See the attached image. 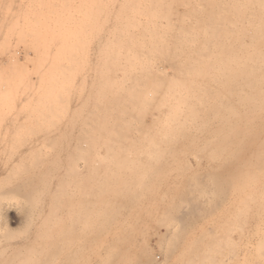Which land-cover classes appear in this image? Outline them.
Listing matches in <instances>:
<instances>
[{
    "label": "bare ground",
    "instance_id": "6f19581e",
    "mask_svg": "<svg viewBox=\"0 0 264 264\" xmlns=\"http://www.w3.org/2000/svg\"><path fill=\"white\" fill-rule=\"evenodd\" d=\"M11 1H9V3ZM92 4L93 3H91V5ZM43 6L44 5H42V7ZM92 8L90 11L95 7ZM50 9L53 8L51 7ZM81 9L80 11H82ZM96 12H98V14H95L94 12H83V15L78 13L79 15L76 14L77 16L74 14V16L53 14L36 15L35 13L33 15L28 14L25 16H22V13L19 16L0 14V56L5 54L6 59L3 58L6 60L4 61V65L6 66L7 62V67L8 65H11L9 67L11 71H7L9 72L8 76H6V73L4 74V72V75L2 74L3 76H0V243H2L1 240L5 238V230L2 228L4 227L2 222L5 220V218L3 219L5 216L3 215V211L5 212L9 209H13L15 210L14 212L20 213L23 221L22 227L31 230L30 232L29 229H27L30 232V236L28 237L29 245L7 244L6 248L2 249L3 246L1 247L2 244H0L1 253L4 252L5 249L13 250L14 252L12 254L16 256H18L19 253L21 254L22 250L23 252L25 251L24 253H27L26 251L29 253L28 257L25 254L22 255H25V259L24 257L20 260L14 258V260L17 259L15 262H8L7 259L6 264H56V257L59 256L58 253H61L68 247L69 250L65 252L67 258L66 255H64L65 253H61L63 257L65 256L66 259L64 258V260H66V262L74 253L76 256H79L82 250H84V253H86L84 259L85 264H89V258L96 257V261H98L97 259L99 258L97 264H154L155 262L153 263L152 259L149 258V253L145 249L146 247H142L139 254L136 253V240L132 239L135 240L132 241L130 238V234L132 232L134 233L133 224H125V220L134 214L133 212L136 207H134V204L138 197L140 198L142 195L138 196L140 193L138 194L137 190H133V187L131 190L124 189V187H128L127 184H123L124 181L119 183L118 178H120L119 175L122 172H128L129 176L136 174V170L130 168L131 164L130 167H123L124 158H131V160H129L132 162V160L138 159L139 161L140 157H144L143 159L146 158L147 163L149 164V162H153L154 158H159L162 151L160 153L157 151L161 149L155 151L153 148L158 146L160 148L161 143L168 147H174V145L179 144L181 148L178 150V153L179 151H186L184 148L188 146L193 149V147L190 146L195 144H197V146L199 144V148L202 146H213L215 149L212 152H215V156L216 154L221 157L225 156L226 163L224 165V162L221 160L223 162L221 163L224 172L222 174H213L214 176L210 179L213 183H210V190H207V186H203L204 184L201 185L202 183H198V185L195 183L197 185L196 188L199 185L200 188L203 187L202 189H196V199L202 197V202L207 203L208 206V202L215 201L214 198H218V202H214L216 205L213 203L214 208L220 205L222 206L225 203V206H233L238 211L240 210L242 214L247 211V209L249 210L250 207H252V209L253 207H255V209L258 207L259 209L264 210V0H116L114 2H108V5L102 6V8L96 10ZM68 14L71 15L69 12ZM72 30L76 31L74 32ZM74 33L76 34L74 35ZM79 34L84 36H82L84 42H82ZM73 36H80V40L79 37H77V42L81 41V43H83L81 44L79 42V46L82 45V47L80 46L81 50L85 46L84 43L87 46V48L85 47L87 51L91 48L90 50L93 53L94 63L98 60L99 64L101 62V66L103 64L104 68L105 65H111L113 66L111 68L114 69L117 67L112 71L118 73L119 76L116 78H110V76L106 74L103 78V86H101V89L103 87V90L102 92H99L98 90L99 96L97 95L98 92L96 88H100L98 85L96 88L94 86L95 93L97 92L96 97L98 96V98H94V100L98 99L99 102L97 104L92 103L91 108L86 112V117L83 118L85 119L84 122L83 120L81 121L85 127L83 126L84 132L79 129V131L84 133L83 136H80V139L83 137L85 141L83 142L82 138L83 143L77 146V153L76 151V154L73 152L75 156H77L74 160L77 161L79 158V163L77 162V165L75 163L76 171H72V173L69 172L68 174L65 171V177H67V179L66 181L62 179V181L64 180L62 182L59 180L61 178L58 177L60 175L56 177L55 174V169L57 171L56 162L62 157H66L65 159H67L69 163L71 162L72 155L70 154V145H73V143L69 145L65 141L67 138L68 126H65V128L63 126L64 130H60L59 125L57 127V124L69 122V120L65 119L69 108L68 102H66V99L68 100V98L66 97H69V95L67 91H64L66 89H63L65 95L64 93H55V82H64L65 79H63L64 77L62 76V73L65 76L68 69L71 70L70 72L74 73L76 72L75 70H77V66L76 68L69 66L71 62L76 61L73 59L75 56L73 49H75L76 52L80 51L77 47L73 48L75 47V37ZM12 42H14L13 44L20 45L23 51L22 62L14 53V50L13 53L10 52L9 49L7 50ZM84 53L86 54V51ZM84 53L83 56H85ZM81 54L80 51V57H82ZM78 60L81 61V58ZM28 62L30 65L32 64V67H30V71H32L31 74L34 73L33 75H36L35 84H30L29 86L28 84L26 85V82H31V77L29 78L30 75H28L30 74V71H27L28 69H26ZM74 64L75 62L71 65L73 66ZM2 66H0V70L3 69ZM101 66L99 67L101 68ZM60 67L63 68V71L62 68L60 71ZM108 68L110 69V67ZM72 69L74 71H72ZM96 69L99 68L96 67ZM106 70L104 71L107 72ZM100 71L102 70H99L98 72L100 73ZM95 72L96 71H94V74ZM105 72H103V74ZM87 73L86 75L88 76ZM72 74L68 73L67 76L71 75V79L77 76L72 77ZM112 74H114V72ZM65 78L67 80L68 77ZM94 79L96 80V78ZM94 79H92V83H94ZM68 80L65 82L69 83L70 80ZM91 82L88 83L90 84ZM98 83L96 82V84ZM62 84L60 86L66 88V85ZM100 85H102V83ZM69 86L70 85H68V87ZM68 89L70 90V88ZM87 90L89 91V89ZM75 92L77 91L75 90ZM75 96H77L76 93ZM86 98H88V96ZM27 99H29V101H27ZM155 106H159V108L156 110L157 113L153 117L149 113V110L151 107ZM74 107L75 106H73V108ZM80 107L81 106H79V108ZM71 120L73 121V118ZM68 125L70 126V124ZM72 126L76 129L74 125ZM73 128L71 127V130ZM10 129L13 131L19 130L21 132L22 130H25V132L26 130H29L30 132L27 131L28 135H25L26 133L24 132L25 134L19 136H17L15 132V136L11 137L12 139L9 140L10 138L5 131L8 132ZM1 131L3 132L1 133ZM39 131L46 132L45 134L42 132L40 133L41 135L39 133L36 135ZM20 136H24V138L27 136L25 138L26 140L22 142L21 139V141H19ZM72 136L74 137V135ZM98 139L101 140L102 143H100V145L102 144L105 149L104 156H102V154L100 155L97 150H95L97 143L94 148V140L95 142H98ZM75 145H78V143L75 144L74 142V148H76ZM194 149L192 150L193 152ZM178 153H176V155ZM200 153L201 152L197 153V155H200ZM157 154L158 156H156ZM164 155L161 153L160 159ZM208 156L211 155L209 154ZM186 157L188 156H185L184 158ZM216 157H214V159ZM121 158L123 159L121 162L122 164L120 163ZM157 159H154L155 163H157L155 161ZM160 159L158 162H160ZM180 159L181 158H179V160ZM194 159L192 160L194 161ZM148 160L150 161L148 162ZM107 161H110V164L106 163ZM161 161H164L165 164V160ZM196 162L195 159V163ZM214 162L213 165L216 166ZM139 163H142V161ZM133 164L134 163L132 162V167H134ZM151 164L152 163H150V166ZM196 164L200 165L199 163ZM59 165H61V163L58 164V166ZM144 165L142 164L140 168ZM67 166L69 167V165ZM109 166H113L112 169L115 168L114 173L111 172L112 169L109 170ZM136 166L138 165L136 164ZM177 166L179 167V165H176V167ZM195 166L197 167V165ZM201 166L203 167V165ZM189 167L187 166L186 168ZM69 168H72L71 163ZM103 168L106 169L104 170ZM140 168L137 169L141 171ZM143 168L146 169L145 166ZM183 168L186 169L185 167ZM218 168H220V166ZM101 169H103L102 172H99ZM150 169H153L152 166ZM181 169L180 172L182 171ZM167 170L169 171V169ZM155 171L157 170H152V174L149 175L152 176L156 174H153ZM177 171L176 175L178 173ZM190 171L192 170L190 169ZM141 172L142 174L144 173L143 171ZM62 173L64 174V172ZM74 173L78 181L75 180L74 182L77 181V184H75L76 187L75 185L73 186L79 190L77 192L81 196H78L81 197V200L85 203L82 209H78L79 213H83L81 215L84 216V224L81 225L80 223L79 226L80 221L76 219L78 218L77 215H74V217L76 216L74 219L77 220L78 223L76 224L81 229L80 233L82 232L84 235V238L81 239V243L76 245V247H73V241L71 238H65L67 234L62 230V227L65 228L66 226H62V220L64 219H62V215H60L59 212L61 207L65 209L67 207L66 204L69 202L68 200V202L65 200L63 202H67L66 204L63 202L60 204L59 195L70 187L71 176ZM165 173L167 174L168 172L165 171ZM157 176L159 177L158 174ZM140 177L142 178V176ZM161 177H163V175ZM196 177L195 178L198 180L199 177ZM81 178L85 181L83 185ZM155 178L157 177L155 176ZM178 178L173 179L178 180ZM201 178H199L200 181ZM208 178H210V176ZM150 179L152 180V178ZM152 181H154V179ZM192 181L196 182L194 178ZM135 182L136 181H134V183ZM132 184L133 183H131V185ZM143 184H147V182ZM143 184L141 185L143 186ZM188 184L189 183H187V185ZM142 186L139 188L141 189ZM154 188L155 187H153V189ZM185 188H189L188 191H190V187ZM140 189L138 191H140ZM147 189L148 188H146V190ZM192 192H195V190ZM65 193L63 194L64 196ZM148 193L146 196H148ZM156 193H158V191ZM152 194L155 193L152 192ZM187 194H189V192H187ZM167 195L165 193L164 196ZM71 196L75 197V195ZM143 197L145 196H142V198ZM188 197L182 195L181 197L174 198V201L178 204L173 202L175 205H173L172 208L175 213L173 216L168 214L172 223L167 226L168 228H166L165 232L168 234L165 237H169L170 240L171 237L175 240L176 238L174 236L182 234V239L185 238L184 240L187 241L186 238L189 234H187L186 231L189 230L188 228L193 221L196 220L195 218L199 219L201 217L200 211V215L198 214V216L195 215L194 217V214L199 213L196 210L200 208V206H198L199 204H197V200V203H195L193 200L190 201ZM72 202L74 201L72 200ZM78 204V206H81L80 203ZM191 204H194L197 208L195 209V207H191ZM210 206L212 207V205ZM223 208L225 207H221L220 213ZM137 209L138 205L136 210ZM259 209L257 210L259 211ZM173 210L171 209L169 211L173 212ZM217 210L215 211L217 212ZM120 211L125 213V217L122 218V221H120V219L119 221H116V217ZM254 211L256 210H253V213ZM176 212L178 215H182L178 216ZM261 212H258V214L256 212V217L257 215H260ZM146 213H148V210ZM165 213L167 212H164L163 214ZM203 213L204 212H202V216H204ZM191 214H193L192 217ZM250 214H252V211ZM83 216H81V218ZM143 217L145 218L144 215ZM207 219L204 218L200 220L206 221ZM75 220L74 222H76ZM159 220L161 221L160 218H158V222ZM143 221L146 222L145 220ZM170 221L168 222L170 223ZM209 221L210 218L208 222ZM241 222H244V220H241ZM69 223L71 225V222ZM199 224L200 223H198L197 226L195 225L196 228H198ZM257 224L259 225V222ZM72 228L74 229V227ZM263 228L264 226L262 227V230ZM78 229H76V231ZM212 229L213 233L209 232L210 228L208 229L209 231H206L209 232L206 237L212 233L211 237L213 238V243H211L212 240L206 239V242L209 240V244H212L210 247L211 249L207 246L205 248L208 249H206L203 254L201 253L203 259L206 261H203V259L200 262L196 260L197 262L191 264L213 263L210 259L213 258L212 255L214 256L217 251L215 250L216 248H213V244H218V241H216L218 238L215 240L217 233L214 232V228ZM247 230L248 229H246V231ZM234 231L236 232V230ZM259 231L260 230H258V232ZM190 232L193 233V230ZM242 232L243 231H240V233ZM262 234L264 235V233H261L260 235L257 233V239L259 236H262ZM237 235L240 237V234ZM253 235H255V233H253ZM220 236L221 234L218 237L220 238ZM247 236L245 235V237ZM199 239L195 238L194 242L197 240L196 242L201 243L202 240L200 239L201 241H199ZM75 240L77 241V239ZM75 240L74 243L76 242ZM176 240L178 242L179 239ZM160 241H162V239ZM160 241L159 243L161 244L164 242ZM256 241H253L254 246ZM60 242H64L67 247L64 248V244L62 243L63 249L59 245ZM177 242H175L176 247L177 245L180 246L182 244L181 241H179L181 243L180 245L179 243L177 244ZM246 242L248 243V241ZM260 242L261 241L258 243ZM190 243L191 242H189V245ZM243 243L240 244L243 245ZM172 244H174L173 239ZM192 244L191 247H193ZM223 244L226 248L224 242ZM175 245L173 247L170 246V250H168L170 248L168 246V249H164L163 254L165 255L166 251L170 252L171 250H175ZM198 245L200 246V244ZM161 246L164 247L163 245ZM251 246L253 245L251 244ZM15 247L18 248L16 249ZM247 248L249 247H246V250L243 252H247ZM177 249H179V247ZM241 250H243V247ZM187 251L189 252V250ZM187 251L185 252L187 253ZM262 251L260 253L257 249V255L261 254V256H258L259 258H263L264 256ZM240 252L242 253V251ZM181 253L184 254L183 250ZM197 253V250L194 251V256H197ZM241 253L239 254V257ZM254 253L256 254V251ZM5 257L6 256H4V258ZM179 257L181 258V256ZM182 257L184 258V255ZM258 257L256 256V258ZM259 258L257 259L258 261ZM140 259H143V261ZM237 259L236 263L240 264L241 262H237ZM243 259L246 260L247 258ZM6 261L4 260V263ZM262 261L258 263L264 264V261ZM186 262L181 264H190L189 261L188 263ZM244 262L246 263V261ZM168 263L170 264V261ZM168 263L165 261L163 264Z\"/></svg>",
    "mask_w": 264,
    "mask_h": 264
},
{
    "label": "rangeland",
    "instance_id": "374dc122",
    "mask_svg": "<svg viewBox=\"0 0 264 264\" xmlns=\"http://www.w3.org/2000/svg\"><path fill=\"white\" fill-rule=\"evenodd\" d=\"M2 1V2H1ZM9 1H11V0H9ZM9 1L8 0H0V14L1 15H11V16H19L21 13V15L22 16H25V15H33L34 13L37 15H51V14H53V15H64V16H74V15H83L84 13H95V14H98V12H96V10H98V9H100V8H102V6H106V5H108V2H114V1H116V0H106V3H105V0H104V2H103V0H12L13 1V4H12V1L9 3ZM24 1V2H23ZM53 1V2H52ZM58 1V2H57ZM70 1V2H69ZM76 1V2H75ZM102 1V2H101ZM4 2V3H3ZM36 2V3H35ZM64 4H63V3ZM79 2V3H78ZM6 3V4H5ZM24 3V4H23ZM29 3V4H28ZM32 3V4H31ZM91 3H93L92 5H93V8H92V5H91ZM5 4V5H4ZM21 4V5H20ZM40 5V6H37V5ZM55 4H56V6H55ZM87 4V5H86ZM106 4V5H105ZM29 5V6H28ZM34 5V6H33ZM42 5H44L43 7H42ZM46 5V6H45ZM70 5V6H69ZM78 5V6H77ZM97 5V6H96ZM99 5V6H98ZM3 8H2V7ZM19 6V7H18ZM23 6V7H22ZM51 8H53V9H50L49 7ZM62 6V7H61ZM88 6H89V8H88ZM22 7V8H21ZM38 7V8H37ZM98 7V8H97ZM5 8V9H4ZM20 8V9H19ZM25 8H28V9H25ZM56 8H58V9H56ZM64 8V9H63ZM73 8V9H72ZM82 8V9H81ZM84 8V9H83ZM91 8L93 9L92 11H90L91 10ZM32 9V10H31ZM47 9V10H46ZM80 9L82 10V11H80ZM6 10V11H5ZM11 10V11H10ZM59 10V11H58ZM77 12H76V11ZM84 10V11H83ZM2 11V12H1ZM31 11V12H30ZM46 11V12H45ZM49 11H52V12H49ZM6 12V13H5ZM37 12V13H36ZM44 12V13H43ZM68 12L69 13H71V15L70 14H68ZM84 12V13H83ZM59 13V14H58ZM79 13V14H78ZM74 14V15H73ZM76 15V16H77ZM80 26V25H79ZM72 31H76V30H72ZM76 33H74V35H75ZM80 36H81V40L83 39L82 38V34H79ZM80 36H77V37H79V40H80ZM73 37H75L74 39H75V41H74V45H75V47H73V48H79L80 49V51H81V56L82 57H80L79 55H80V51H78V52H76L75 51V49H73V53H74V57H73V59H75L76 61H73V59H72V61L73 62H71V64L72 63H74L75 62V64L72 66L71 64L69 65V66H71V67H74V68H76V66H77V70H75L74 68V70L76 71L75 73L74 72H70L71 70H69L68 68H65V69H68V73H70V74H72V77L74 76H78V74H79V76H78V78H77V76L75 77V78H72L71 79V75H69V76H67V72L65 73V76L63 75V73H62V76L64 77L63 79H65V81H67L68 79L70 80V82L68 83V82H63L62 81V83L64 84V85H66V88L63 86H60L62 83L61 82H55V93H57V94H60V93H64V91H67V93H68V95H69V97H66V98H68V100L66 99V102H68V106H69V108H68V112H67V116H66V118L65 119H67V120H69V122L67 123V122H62V123H60V124H57V127H58V125H59V129L60 130H64V128H65V126H68V129H67V127H66V129H67V138H68V140H67V138L65 139V141H66V143H68L69 145L70 144H72L73 143V145H74V142H75V144H77L78 143V145H75L76 146V148H74V146L73 145H70L71 146V149H70V154L72 155V157H71V166H72V170L69 168L70 167V163L68 162V160L67 159H65L66 157H62L61 159H62V161H61V159L60 160H58L57 162H59V163H57L56 162V164H57V171H56V169H55V174H56V177L58 176V175H60V176H58L59 178H61V179H59L60 181H62V179H64L65 181H66V179H67V177H65V171H66V173L68 174L69 172H71L72 173V171L74 172V171H76V168H75V166L79 163V158H78V160L76 161V160H74V159H76V157L77 156H75V154L77 153V151H76V149H77V146H79V145H81L84 141H85V139L83 138V142H82V138L80 139V136H83L84 135V127H85V125H83V122H84V120L85 119H83V118H85L86 117V112H88V110L91 108V106H92V103H95V104H97L98 102H99V100L97 99H95L94 100V98H98V94H99V92H102V90H103V87H102V89H101V86H103V78H104V76L107 74L108 76H110V78H116V77H118L119 76V74L118 73H116L115 71H112V70H115L114 68H111V67H113V66H109V65H105V68L103 67V64H102V66H101V62H100V64H99V61L98 60H96L95 61V63L98 65H96L95 63H94V61H93V53H92V51L89 49L88 51H87V49H85V47L87 48V46H86V44L84 43V47L82 48V50H81V48H80V46L82 47V45H80L79 46V42L81 43V41H79V42H77V37L76 36H73ZM84 37V36H83ZM82 42H84L83 40H82ZM14 42H12V44H11V46L9 45V47L7 48V50L9 49V51L10 52H12L13 53V50H14V53L18 56V58H19V60L22 62L23 61V51H22V49H21V47H20V45H18V44H13ZM81 44H83V43H81ZM16 45V46H15ZM76 45H78V46H76ZM16 49V50H15ZM16 51V52H15ZM75 51V52H74ZM86 51V54L84 53ZM90 52V53H89ZM94 52V51H93ZM76 53V54H75ZM83 53H84V55L85 56H83ZM89 53V54H88ZM3 56H0V66H2L3 67V69L2 70H0V76H3L5 73V75L6 76H8V73L9 72H7V71H11V69L9 68L10 66L8 65V67H7V63H6V66L4 65L5 63H4V61H6L5 59H6V56H5V54H2ZM76 55H77V58H76ZM78 56H79V58H78ZM88 56V57H87ZM91 57V58H90ZM3 58H5V59H3ZM81 58V61L80 60H78V59H80ZM84 60H83V59ZM90 58V59H89ZM92 59V60H91ZM78 62V63H77ZM84 62V63H83ZM86 62V63H85ZM92 62V63H91ZM79 64V65H78ZM88 64V65H87ZM32 65V64H31ZM30 64H29V62L27 63V66H26V69H28L27 71H30V67H32ZM80 65H82V66H80ZM87 65V66H86ZM93 65H94V67H93ZM96 65V66H95ZM93 68H92V67ZM99 66H101V68L99 67ZM7 67V68H6ZM62 67H65V66H62ZM62 67H60V71H61V68ZM68 67V66H67ZM81 67V68H80ZM88 67H89V69H88ZM92 69H91V68ZM96 67L97 68H99V69H96ZM108 67H110V69L108 68ZM1 68V67H0ZM5 68V69H4ZM70 68V67H69ZM7 69V70H6ZM57 69V68H56ZM71 69V68H70ZM72 69V71H74ZM94 69H96V70H94ZM106 70L107 72H105L104 70ZM32 70H33V68H32ZM85 70V71H84ZM93 70V71H92ZM99 70H102V71H100V73L98 72ZM108 70H109V73H111V71H112V73L114 72V74H109L108 73ZM6 71V72H5ZM62 71H63V68H62ZM82 71V72H81ZM88 73H87V72ZM94 71H96L95 72V74H94ZM3 72H4V74H3ZM56 72V71H55ZM91 72V73H90ZM92 72H93V75H92ZM103 72H105L104 74H103ZM32 73V71H30V74H28V75H30L29 76V78L31 77V82H26V85L28 84V86L30 85V84H35V81H36V75H33V74H31ZM85 73V74H84ZM86 73L88 74V76L86 75ZM3 74V75H2ZM75 74V75H74ZM91 74V75H90ZM97 74V75H96ZM103 74V75H102ZM116 74V75H115ZM26 75V74H25ZM84 75V76H83ZM101 77H99V76ZM82 76V77H81ZM93 76H94V78H96V80L93 78ZM98 76V77H97ZM65 77H68L67 78V80H66V78ZM80 77V78H79ZM84 78V79H83ZM99 78V79H98ZM92 79H94V83H92L91 81H93ZM62 80V79H61ZM68 80V81H69ZM76 82H75V81ZM80 80V81H79ZM99 80H100V82H99ZM102 80V81H101ZM74 81V82H73ZM98 83H102V85H100L99 83L98 84H96V82ZM78 82V83H77ZM88 82H91L90 84L88 83ZM72 83V84H71ZM86 83V84H85ZM58 86H57V85ZM62 84V85H63ZM78 84V85H77ZM85 84V85H84ZM94 84H96V85H94ZM68 85H70L69 87H68ZM74 85V86H73ZM80 85V86H79ZM88 85V86H87ZM91 85V86H90ZM97 85L99 86V88L100 89H97L96 87H97ZM62 87V88H60V87ZM76 86H78V87H76ZM91 88H90V87ZM94 86H95V88H96V90H97V92H98V90H99V92L97 93V97H96V93H95V88H94ZM27 87V86H26ZM72 87V88H71ZM68 88H70V90L68 89ZM76 88V89H75ZM83 88V89H82ZM94 88V89H93ZM62 89V90H61ZM63 89H66V90H64L63 91ZM87 89H89V91L87 90ZM75 90L77 91V92H75ZM101 90V91H100ZM63 91V92H62ZM81 91V92H80ZM73 92H75L76 94H77V96H75V93H73ZM80 92V93H79ZM83 92V93H82ZM90 92V93H89ZM72 93V94H71ZM87 93H89V94H87ZM94 94V95H93ZM64 95H65V93H64ZM79 95V96H78ZM82 95V96H81ZM85 95V96H84ZM92 95V96H91ZM67 96V95H66ZM88 96V98H86ZM89 96H91V97H89ZM64 97V96H63ZM77 97V98H76ZM76 99V101H75V99ZM85 98V99H84ZM92 100H91V99ZM64 100H65V98H64ZM84 100V101H83ZM27 101H29V99H27ZM88 101H89V103H88ZM94 101V102H93ZM71 102V103H70ZM28 103V102H27ZM81 103V104H80ZM84 107H83V106ZM73 106H75L74 108H73ZM79 106H81L80 108H79ZM87 106V107H86ZM71 107V108H70ZM77 108V109H76ZM84 108V109H83ZM87 108V109H86ZM159 108V106H155V107H151V109L149 110V113L154 117V115H156V110ZM76 109V110H75ZM75 110V111H74ZM78 110V111H77ZM80 111V112H79ZM76 112V113H75ZM73 113V114H72ZM75 113V114H74ZM77 114V115H76ZM73 115V116H72ZM79 115V116H78ZM73 118V121H75V122H73L71 119ZM77 117V118H76ZM81 118V119H80ZM80 119V120H79ZM83 120V122H81ZM72 121V122H71ZM79 121H80V123H79ZM64 123H65V125H64ZM68 124H70V126L68 125ZM72 125H74L75 127H76V129L75 128H73V126ZM63 126H64V128H63ZM84 126V127H83ZM71 127L74 129H72L71 130ZM79 127H81V128H79ZM83 128V129H82ZM79 129L81 130V131H83V132H81V131H79ZM71 130V131H70ZM11 131V132H10ZM30 132L29 130H26V132H25V130L23 131L22 130V132L21 131H16V130H12V129H10L8 132L7 131H5L7 134H8V136H9V140H11L12 138L11 137H13V136H15V132H16V135L17 136H19V135H22V134H25V135H28V132ZM3 131H1V133H2ZM4 132V133H5ZM25 132V133H24ZM31 132H33V131H31ZM43 132V131H42ZM42 132H34V133H36V135H38V133L40 134V133H42ZM46 132V131H45ZM45 132H43L44 134H45ZM73 132V133H72ZM75 132V133H74ZM80 132V133H79ZM18 133H20V134H18ZM48 133V132H47ZM30 134V133H29ZM31 134H33V133H31ZM74 135V137L72 136V135ZM75 134H77V135H75ZM82 134V135H81ZM35 135V134H34ZM41 135V134H40ZM48 136V135H47ZM69 136V137H68ZM73 137V139H72V137ZM77 138H76V137ZM27 137V136H26ZM25 137V138H26ZM71 137V138H70ZM24 138V136L22 137V136H20V139H19V141H21V139H22V142L23 141H25L26 139ZM75 138V139H74ZM74 140V141H72V140ZM77 139V140H76ZM81 140V141H80ZM71 143H70V142ZM79 141V142H78ZM64 142V141H63ZM94 143L95 144H93L94 145V148H95V146H96V143H97V146H96V149L95 150H97V152L101 155L102 154V156H104L105 155V149H104V147H103V145L101 144L100 145V143H102L101 142V140L100 139H98V142L96 141L95 142V140H94ZM194 146H196V147H194ZM199 144H198V146H197V144H195V145H193V146H190V147H193V149H194V152L192 151L193 149L192 148H189V146L188 147H185L184 149L186 150V151H179V153H178V150H180V148H181V146L178 144V145H174V147L173 146H165V145H163L162 143H161V145H160V148H159V146L158 147H154L153 149L156 151V150H159V149H161V150H159V151H157V152H161L164 156H162L161 157V159H160V155H161V153H160V155H159V158L157 159V158H154V157H156V156H158V154L156 155V156H154L153 158L154 159H157V160H155L157 163H155L154 162V159H153V162H149L150 160H148V162H149V164L147 163V159L145 158V159H143L144 157H140L139 158V161H138V159H135V160H132V162L134 163L133 164V166L134 167H132V162L130 161L131 160V158H129V159H127V158H124V161H123V159L121 158V160H120V163L123 161L124 163H123V167H126V166H128V167H130V164H131V167L130 168H133L134 170H136L135 172H136V174L135 175H132V176H129V173L128 172H122L119 176H120V178H118V182L120 183V182H123V184L125 183V184H127V186L128 187H124V189H126V190H131L132 189V187H133V190H137V193L139 194L138 196H140V195H142V196H145V197H143L142 198V196L139 198L138 197V199H137V201H136V205L134 204V207H135V211L133 212L134 214H132L128 219H126L125 221H126V223H125V221H124V223L125 224H133V231H134V233L132 232L130 235V238H131V240L132 239H135L136 240V246H135V248H136V253L137 254H139L140 252H141V250H142V247H146L145 249L147 250V252L149 253V258L150 259H152V261H153V263L155 262L156 264H163L165 261H166V263H168L169 261H170V264H181V263H184V262H186V263H188V261H189V263L191 264V263H194V262H197L196 260H198L199 262L200 261H202V259H203V256H202V254H203V252L204 251H206V249H208V248H210L211 247V243H213V238L211 237V234L213 233V229L212 228H214L215 229V231L214 232H216L217 234H216V238H215V240L216 241H218L217 243L218 244H220V245H214L213 244V248H216L215 250H217L216 251V253H215V255L213 256L212 255V257L213 258H211L210 260L211 261H213V263L212 264H237L236 263V259H237V257H238V259H237V262H241L240 264H259L262 260L264 261V235L262 234V236H259L258 237V239H257V237H256V235H257V233L260 235L261 233H264L263 231H264V228H263V230H262V227L264 226V210H261V209H259L258 207H256V209H255V207H253V209H252V207H250L249 208V210L247 209V211H245L243 214L240 212V210L238 211L236 208H234L233 206H225L226 204L224 203V205H222V206H224L225 208H223L222 209V212L220 213V211H221V205L220 206H218V207H215L214 208V205H213V203L214 202H218V198H214V200L215 201H211V202H208L209 204H208V206H207V203H203L202 201H203V198L202 197H199V198H197L196 199V197L195 196H197L196 195V189L198 190V189H202L203 187H201L200 188V185L196 188V186L198 185V183L200 184V183H202L201 185H203V186H207L206 188H207V190L210 188L211 189V184H213L212 183V181L210 180L211 179V177L212 176H214V175H216V174H222L223 172H224V169H223V165L226 163V158H225V156L224 157H221V156H219L218 154H216V156H218V157H221V158H218V157H216L215 156V152H212L215 148L213 147V146H209V147H201L202 148V150H201V148H199ZM164 147V148H163ZM178 147V148H177ZM73 148V149H72ZM99 148H101V149H99ZM103 148V149H102ZM163 148V149H162ZM168 148V149H167ZM199 150H198V149ZM165 149H167V150H165ZM170 149V150H169ZM190 149V150H189ZM71 150H72V152H71ZM74 150V151H73ZM201 150V151H200ZM209 150H210V152H209ZM75 151H76V153H75ZM102 151V152H101ZM75 154H74V153ZM165 152V153H164ZM170 152V153H169ZM174 152V153H173ZM183 152H184V154H183ZM186 152V153H185ZM199 152H201L200 153V155H197V153H199ZM205 152V153H204ZM206 152H208V153H206ZM168 153H169V156H168ZM171 153H173V154H171ZM176 153H178L177 155H176ZM191 153H193V154H191ZM181 154H183V155H181ZM193 155V156H191V155ZM194 154H196V155H194ZM205 154V155H204ZM211 155V156H208V155ZM213 154V155H212ZM174 155H176V156H174ZM181 155V156H180ZM180 156V157H179ZM185 156H188V157H186V158H184ZM212 156H213V158H212ZM74 157V158H73ZM175 157H178V158H175ZM214 157H216L215 159H214ZM174 158V159H173ZM179 158H181L180 160H179ZM196 159V163H199L200 165H198V164H196L195 163V159H194V161L192 160V159ZM207 158H209V159H207ZM140 159H141V161H142V163H139V162H141L140 161ZM151 159V160H152ZM160 159V162H158V160ZM198 159V160H197ZM161 160H165V164H164V161H161ZM200 160V161H199ZM207 160V161H206ZM219 160V161H218ZM224 162H222V161ZM136 161V162H135ZM145 163H144V162ZM171 161V162H170ZM178 161V162H177ZM186 161V162H185ZM202 161V162H201ZM210 161V162H209ZM215 161V162H214ZM73 162V163H72ZM78 162V163H77ZM177 162V163H176ZM186 164H185V163ZM206 162V163H205ZM213 162H214V164H216V166H214L213 165ZM223 163V165H222V163ZM61 163V165H59L58 166V164H60ZM68 163V164H67ZM75 163H76V165H75ZM106 163H109L110 164V161H107ZM126 163V164H125ZM150 163H152L151 164V166H152V170L154 171L155 169L159 172H157V171H155V172H153V174L154 173H156V174H154V175H149V174H152L151 172H152V170L150 169ZM156 165H154V164ZM211 163V164H210ZM122 164V163H121ZM136 164L138 165V166H136ZM143 164H145L144 166H145V168L146 169H144L143 167L144 166H142L141 168H140V166ZM167 164V165H166ZM210 164V165H209ZM221 164V165H220ZM67 165H69V167L67 166ZM140 165V166H139ZM154 165V166H153ZM175 165V166H174ZM176 165H179V167H180V169L182 170L181 172H180V169H179V167L177 166L176 167ZM195 165H197V167L195 166ZM201 165H203V167L201 166ZM212 165V166H211ZM150 166V167H149ZM168 166V167H167ZM171 166V167H170ZM189 167L192 171H190V169L189 168H186V169H184L183 167ZM207 166V167H206ZM220 166V168H218ZM60 167H62V168H60ZM68 169H67V168ZM110 167V166H109ZM112 167L113 166H111L110 167V169L109 170H111L112 169ZM158 169H157V168ZM170 167V168H169ZM59 168V169H58ZM137 168H140V170L141 171H143L144 173H146V174H142V172L141 171H139V169H137ZM149 168V169H148ZM155 168V169H154ZM159 168H161V169H159ZM171 168H173V169H171ZM212 168V169H211ZM61 169V170H60ZM67 169V170H66ZM104 169V168H103ZM103 169H101V170H99V172H102V170ZM106 169V168H105ZM104 169V170H105ZM143 169V170H142ZM148 169V170H147ZM167 169H169V171L167 170ZM179 169V170H178ZM187 172H185L184 170ZM59 170V171H58ZM146 170V171H145ZM166 172H168L167 174L165 173V171ZM174 170H175V172H174ZM178 170V171H177ZM205 170V171H204ZM213 170V171H212ZM61 171V172H60ZM148 171V172H147ZM176 171L178 172L177 173V175H176ZM208 171V172H207ZM216 171V172H215ZM57 172H58V174H57ZM62 172H64V174L62 173ZM99 172H97V173H99ZM111 172H115V168L114 169H112L111 170ZM174 172V173H173ZM184 173L183 175L182 174H180V173ZM124 173V174H123ZM166 175H165V174ZM170 173V174H169ZM211 173V174H210ZM63 174V175H62ZM157 174L159 175V177L157 176ZM161 174V175H160ZM196 174V175H195ZM208 175V176H206V175ZM214 174V175H213ZM124 175V176H123ZM145 175V176H144ZM163 175V177H161ZM172 175V176H171ZM176 176V177H174V176ZM182 175V176H181ZM185 175V176H184ZM195 175V176H194ZM202 175V176H201ZM73 176H75V173L74 174H72V176H71V183H70V187L67 189V190H65L66 191V193H65V191L63 192V193H61L59 196H60V198H59V203L61 204V202H63V201H67V202H63V203H67L66 204V208L65 209H63L62 207H61V209L59 210V212H60V215H62L61 217H62V219H64V220H62V226H66L65 228L64 227H62V230L67 234H65L66 235V237L65 238H67V239H69V238H71V240L73 241V247L75 246L76 247V245H79L80 243H81V239H83L84 237V235L82 234V232L80 233V228L78 227V223H77V220H79L80 222H79V226H80V223H81V225L82 224H84L83 222H84V216L83 215H81V214H83V213H79V210L78 209H82L83 208V205L85 204L82 200H81V197H79V196H81L80 194H78V192L77 191H79L77 188H75L76 187V185L75 184H77V181H78V179L76 178V176L75 177H73ZM140 176H142V178L140 177ZM149 176V177H148ZM155 176L157 177V178H155ZM166 176V177H165ZM171 176V177H170ZM178 176H179V178H178ZM189 176V177H188ZM192 176V177H191ZM196 176H198L199 178H201V177H204V178H206V179H208V180H206V179H204V178H201V181H200V179L198 178V180L196 179L197 177ZM210 176V178H208ZM124 177V178H123ZM133 177V178H132ZM141 178V179H137V180H135L136 178ZM143 177H144V179H143ZM146 177V178H145ZM149 178V180H148V178ZM183 177V178H182ZM187 177V178H186ZM196 177V178H195ZM150 178H152V180L154 179V181H152ZM173 178H178V180L177 179H173ZM182 178V179H181ZM189 178V179H188ZM194 178V180L196 181V182H193L192 181V179ZM124 179V180H123ZM130 179V180H129ZM132 179V180H131ZM159 179H161V180H159ZM63 180V181H64ZM75 180H77L76 182H74ZM81 180H82V185H83V183L85 182L84 181V179H82L81 178ZM126 180V181H125ZM146 180V181H145ZM177 180V181H176ZM182 180H184V181H182ZM186 180H187V182H186ZM189 180H190V182H192V183H190L189 182ZM204 180V181H203ZM62 181V182H63ZM128 181H130V182H128ZM134 181H136L135 183H134ZM138 181H141V182H138ZM156 181V182H155ZM161 182V183H159V182ZM163 181V182H162ZM198 181H200V182H198ZM204 183H203V182ZM74 184H73V183ZM147 182V184H143V183H146ZM154 182V183H153ZM131 183H133L132 185H131ZM152 183H153V185H152ZM156 183H157V185H156ZM184 183V184H183ZM187 183H189V184H191V185H187ZM197 185H196V184ZM208 185H207V184ZM211 183V184H210ZM141 184H143V186H144V188H143V186L141 185ZM160 184V185H159ZM162 184V185H161ZM195 184V185H194ZM73 185H75V187L73 186ZM81 185V186H82ZM149 187H148V186ZM187 185V186H186ZM194 185V186H193ZM73 186V187H72ZM136 186V187H135ZM142 186V190L139 188V187H141ZM146 186V187H145ZM213 186V185H212ZM153 187H155L154 189H153ZM157 187V188H156ZM165 187V188H164ZM171 187V188H170ZM185 187H190V191H188V189L189 188H185ZM204 187V188H205ZM72 188H74V189H72ZM130 188V189H129ZM137 188V189H136ZM140 189V191H138L139 189ZM146 188H148L147 190H146ZM161 188V189H160ZM191 188H192V191H194L195 190V192H192L191 191ZM195 188V189H194ZM205 188V189H206ZM213 188V187H212ZM75 189H76V191H75ZM144 189V190H143ZM164 189H166V190H164ZM169 189V190H168ZM183 189V190H182ZM185 189V190H184ZM187 189V190H186ZM209 189V190H210ZM72 190V191H71ZM82 190V189H81ZM150 190H151V193H150ZM152 190H154V191H152ZM162 190V191H161ZM167 190H168V192H167ZM174 190V191H173ZM69 192V194H68V192ZM142 191H145V192H142ZM149 193H148V192ZM158 191V193H156ZM165 191V192H164ZM74 192H76V193H74ZM143 194H142V193ZM152 192L153 193H155V194H152ZM184 194H183V193ZM187 192H189V194H187ZM65 193V196L63 195ZM146 193V194H145ZM147 193H148V196H149V198H148V196H146L147 195ZM160 193V194H159ZM163 193V194H162ZM165 193H166V195L167 196H164L165 195ZM171 193H172V195H171ZM190 193H191V195H190ZM68 195V197H67V195ZM179 194V195H178ZM187 194V195H186ZM62 195V196H61ZM71 195H75V197L74 196H70ZM79 195V196H78ZM151 195V196H150ZM159 195V196H158ZM189 196L188 198L190 199V201H192L193 200V202H195V203H197V204H199L198 206H200V208L199 209H197L196 211H200L201 212V217L199 218V219H197V218H195L196 220L195 221H193V225L191 224V226L190 227H192V228H188L187 230L188 231H186V233L187 234H189V235H191V236H187V241L186 240H184L185 238H183L182 239V234L180 235V234H178L179 236H174L176 239H179L178 240V242H177V240L175 241L174 240V238L173 237H171V240L169 239V237H165V236H167L168 234L167 233H165L166 232V228H168L167 226H169L172 222L170 221L171 220V218H170V216H173L174 215V210H173V205H175V203H176V201H174V198H176V197H181V196ZM193 195H194V197H193ZM62 197V198H61ZM153 197V198H152ZM156 197V198H155ZM69 198V199H68ZM142 198V199H141ZM145 198H146V200H145ZM162 198V199H161ZM195 200H194V199ZM201 198V199H200ZM61 199V200H60ZM71 199V200H70ZM77 199H79V200H77ZM141 199V200H140ZM149 201H148V200ZM218 199V200H217ZM72 200L74 201V202H72ZM150 200H152V201H150ZM155 200V201H154ZM167 200V201H166ZM196 200H197V202H196ZM201 201V202H199V201ZM140 201V202H139ZM147 203H146V202ZM171 201V202H170ZM80 203L81 204V206H78L79 204L78 203ZM139 202V203H138ZM149 202V203H148ZM153 202V203H152ZM173 202H175V203H173ZM178 202V201H177ZM70 203V204H69ZM194 203V204H195ZM200 203H201V205H200ZM143 204V205H142ZM145 204H146V206H145ZM148 204V205H147ZM161 204V205H160ZM176 204H178V203H176ZM194 204H191V207L193 206V207H195V209L197 208V206H194ZM196 204V205H197ZM204 204V205H203ZM215 205H216V203H214ZM70 205V206H69ZM71 205H72V207H71ZM137 205H138V209L136 210V208H137ZM142 205V206H141ZM163 205V206H162ZM203 205V206H202ZM210 205H212V207L210 206ZM69 206V207H68ZM147 207V208H144V207ZM152 208V210H151V208ZM154 206V207H153ZM159 206V207H158ZM169 206V207H168ZM201 206H202V208H201ZM71 207V208H70ZM76 207V208H75ZM140 207V208H139ZM190 207V208H191ZM206 209H205V208ZM211 207V208H210ZM69 210H68V209ZM144 208V209H143ZM149 208V209H148ZM169 208H171L172 210H173V212H171V211H169V210H171V209H169ZM209 208V209H208ZM229 208V209H228ZM67 209V210H66ZM73 209V210H72ZM159 209V210H158ZM194 209V208H193ZM194 209V210H195ZM205 209V210H204ZM219 210V215H218V210H217V212L215 211V210ZM232 209V210H231ZM257 209H259V211L257 210ZM78 212H77V211ZM145 212H143V211ZM146 210V211H145ZM147 210H148V213H146L147 212ZM214 210V211H213ZM226 210H228V211H226ZM252 211V214H250L251 213V211ZM253 210H256V211H254V213H253ZM263 212H261V211ZM15 210H13V209H9V210H7V211H3V215H5L4 217H3V219L5 218V220L2 222V224L4 225V227H2L4 230H5V238L3 239V240H1L2 241V243H0V244H2L1 245V247H2V249L3 248H6V246H7V244H18V245H26V244H28L29 245V239H28V237L30 236V232H31V230L29 229V228H23L22 227V225H23V221H22V218H21V214L20 213H16V212H14ZM71 211H73V212H71ZM124 211V210H123ZM152 211V212H151ZM209 211V212H208ZM223 211H226V212H228V213H226V212H223ZM66 212V213H65ZM69 214H68V213ZM120 212H121V214H120ZM119 212V214L117 215V217H116V221H119V219H120V221H122V218H124L125 217V213L124 212H122V211H120ZM164 212H167V213H165V214H163ZM200 212L199 213H196V214H194V217H195V215H197L198 216V214L200 215ZM202 212H204L203 213V215L204 216H202ZM214 212V213H213ZM256 212H257V214H258V212H261V216L260 215H257V217H256ZM78 213V214H77ZM124 215H123V214ZM142 213H143V215L145 216V218L143 217V215H142ZM151 213V214H150ZM160 213V214H159ZM173 213V214H172ZM210 213V214H209ZM213 213V214H212ZM216 213V214H215ZM77 215V217L78 218H76L77 220H75L74 218L76 217H74V215ZM138 214V215H137ZM168 214L170 215V216H168ZM176 214H177V212H176ZM175 214V215H176ZM180 214V213H179ZM221 214V215H220ZM239 217H237L236 215ZM73 215V216H72ZM120 215V216H119ZM136 215V216H135ZM178 215V214H177ZM180 215H182V214H180ZM180 215H178V216H180ZM185 215V214H184ZM192 215L193 214H191V217H192ZM215 217H214V216ZM218 217H217V216ZM233 215H235V216H233ZM244 215H245V217H244ZM79 216H80V218H79ZM81 216H83L82 218H81ZM135 216V217H134ZM148 216V217H147ZM151 216V217H150ZM166 216H167V218H166ZM196 216V217H197ZM231 216H233V217H231ZM241 216H242V218H241ZM250 216V217H249ZM252 216V217H251ZM259 216V217H258ZM67 217V218H66ZM187 217H188V215H187ZM231 217V218H230ZM244 217V218H243ZM247 217V218H246ZM254 217V218H253ZM70 218V219H69ZM130 218H131V220H130ZM150 218V219H149ZM157 218V219H156ZM158 218H160L161 219V221L159 220V222H162V223H159L158 222ZM170 218V219H169ZM189 218V217H188ZM207 219L206 221H201L200 219ZM209 218H210V221L208 222V220H209ZM214 218V219H213ZM233 218V219H232ZM254 219V221H253V219ZM256 218V219H255ZM261 218V219H260ZM76 221V222H74V220ZM118 219V220H117ZM139 219V220H138ZM166 221H165V220ZM218 219V220H217ZM221 219V220H220ZM247 219V220H246ZM258 219V220H257ZM132 220H135V221H132ZM143 220H145L146 222H144ZM153 220V221H152ZM212 220H213V222H215V223H213L212 222ZM227 220H229V221H227ZM241 220H244V222H241ZM68 221V222H67ZM82 221V222H81ZM130 221V222H129ZM143 221V222H142ZM148 221H150V222H148ZM168 221H170V223L168 222ZM200 221V222H199ZM222 221V222H221ZM239 221H240V223H239ZM6 222V223H5ZM69 222H71V225H70V223ZM137 222V223H136ZM140 222V223H139ZM148 222V223H147ZM158 222V223H157ZM169 224H168V223ZM195 222V223H194ZM197 222V223H196ZM203 222V223H202ZM218 222V223H217ZM259 222V225L257 224ZM65 225H64V224ZM75 223V224H74ZM77 223V224H76ZM163 223H165V224H163ZM198 223H200L199 225H198V228H196V226H197V224ZM201 223H202V226H201ZM211 223H212V225H211ZM238 223V224H237ZM242 223V224H241ZM248 223V224H247ZM255 223H256V225H255ZM261 223V224H260ZM146 224H148V225H146ZM153 224V225H152ZM157 224V225H156ZM210 224V225H209ZM219 224V225H218ZM234 224V225H233ZM236 224H237V226H236ZM247 224V225H246ZM70 225V226H69ZM141 225V226H140ZM162 225V226H161ZM196 225V226H195ZM224 225H225V227H224ZM240 225V226H239ZM259 227H258V226ZM79 228H77V227ZM214 226V227H213ZM217 226V227H216ZM232 226V227H231ZM254 226H255V228H254ZM257 226V227H256ZM6 227H7V229H6ZM72 227H74V229L72 228ZM146 229H145V228ZM153 227H155V228H153ZM219 227V228H218ZM69 228H71V229H69ZM156 228H157V230H156ZM201 228V229H200ZM210 228V231L208 230ZM218 228V229H217ZM224 228H226V229H224ZM232 228H234V229H232ZM259 228V229H258ZM27 229H29V231L27 230ZM61 229V228H60ZM68 231H67V230ZM76 229H78L77 231H76ZM152 229V230H151ZM193 230V233L192 232H190V231H192ZM201 230V232H200V230ZM203 229V230H202ZM230 229H232V230H230ZM241 229V230H240ZM246 229H248L247 231H246ZM252 231H250V230ZM27 230V231H26ZM71 230V231H70ZM73 230H75V231H73ZM195 230V231H194ZM196 230H197V232H196ZM234 230H236V232L234 231ZM258 230H260L259 232H258ZM200 233H199V232ZM205 232V233H203V232ZM206 231H209V232H212V233H210L207 237H206V235L209 233V232H206ZM240 231H243L242 233H240ZM249 231V232H248ZM254 231V232H253ZM76 232H78V233H76ZM138 232V233H137ZM190 232V233H189ZM195 232V233H194ZM224 232V233H223ZM245 232V233H244ZM69 233V234H68ZM70 233H72V234H70ZM199 233V234H198ZM201 233H202V235H201ZM221 234V236H220V238L218 237L220 234ZM235 233H237V234H240V237H239V235H237V234H235ZM247 233H248V236H247ZM253 233H255V235H253ZM25 234V235H24ZM76 234V235H75ZM79 234V235H78ZM136 234V235H135ZM223 234V235H222ZM243 234V235H242ZM251 234V235H250ZM28 235V236H27ZM69 235V236H68ZM82 235V236H81ZM148 235V236H147ZM156 235V236H155ZM197 235H198V237H197ZM201 235V236H200ZM245 235L247 236V237H245ZM72 236V237H71ZM152 236V237H151ZM194 236V237H193ZM204 236V237H203ZM251 236V237H250ZM258 236V235H257ZM19 237V238H18ZM23 237V238H22ZM76 237V238H75ZM81 237V238H80ZM150 237V238H149ZM190 239H189V238ZM199 237H200V239L202 240H200L199 239ZM245 237V238H244ZM11 238V239H10ZM20 238H22V239H20ZM26 238V239H25ZM72 238H74V239H72ZM199 239V241H201V243L199 242H196L197 240H195V242H194V239ZM203 238V239H202ZM240 238V239H239ZM247 238H249V239H247ZM256 238V239H255ZM17 239V240H16ZM19 239V240H18ZM75 239H77V241L75 240ZM162 239V241H164V242H162V241H160ZM165 239V240H164ZM172 239H173V242H174V244H172ZM181 239V240H180ZM206 239H209V240H212L211 241V243L209 244V240H207V242H206ZM221 241H220V240ZM223 239V240H222ZM251 239V240H250ZM253 239V240H252ZM74 240L77 242V244H76V242L74 243ZM135 240H132V241H135ZM145 240H146V243H145ZM168 240V241H167ZM237 240H238V242H240V243H243V245H245V246H243V245H241L240 243H238L237 242ZM241 240V241H240ZM245 240V241H244ZM257 240V241H256ZM14 241V242H13ZM144 243H142V242ZM158 241V242H157ZM159 241L160 242H162V244L161 243H159ZM179 241H181V243L179 242ZM185 241V242H184ZM246 241H248V243L246 242ZM250 241V242H249ZM253 241H256L255 242V246H254V242ZM259 241H261L260 243H258ZM9 242V243H8ZM12 242V243H11ZM16 242V243H15ZM141 242V243H140ZM167 242V243H166ZM175 242H177V244L179 243V245L180 246H178L177 245V247H176V245H175ZM189 242H191L190 243V245H189ZM204 242H206V243H204ZM215 242V241H214ZM220 242H222V243H220ZM223 242L225 243V245H226V248H225V246H224V244H223ZM236 242V243H235ZM21 243V244H20ZM62 243L64 244V242H60V246L62 247ZM193 243V244H192ZM197 243V244H196ZM232 243V244H231ZM4 244V245H3ZM6 244V245H5ZM139 244V245H138ZM168 244V245H167ZM170 244V245H169ZM185 244H187V245H185ZM191 244H192V246L193 247H191ZM198 244H200V246L198 245ZM203 244V245H202ZM205 244V245H204ZM210 246H209V245ZM231 244V245H230ZM235 244H237V245H235ZM247 244H248V246H247ZM251 244L254 246H251ZM144 245V246H143ZM161 245H163L164 247H162ZM175 245V248H172V249H175V250H171L170 252L169 251H166V254L164 255L163 253V251H164V249H168V246L170 247H173ZM184 245H185V248H184ZM189 245V246H188ZM197 245H198V247H197ZM224 247H223V246ZM148 246V247H147ZM208 246V248H205V247H207ZM216 246V247H215ZM220 246V247H219ZM241 246V247H240ZM64 248H66L67 246L64 244V246H63ZM62 247V248H63ZM171 247L168 249V250H170L171 249ZM179 247V249H177ZM191 247V248H190ZM235 247V248H234ZM242 247H243V250H241L242 249ZM246 247H249V248H247V252L245 251V252H243L244 250H246ZM262 247V248H261ZM16 249L18 248V247H15ZM63 248V249H64ZM69 248V247H68ZM68 248H66V250L64 249V251H62V250H60V251H62L61 253L62 254H64L67 250H69ZM157 248V249H156ZM188 248H190V249H188ZM203 248V249H202ZM222 249V250H220V249ZM255 248V249H254ZM148 249H151V250H148ZM195 249V250H194ZM199 249H200V251H199ZM211 249V248H210ZM218 249H219V251H218ZM239 249V250H238ZM257 249H258V252H260L261 253V251H262V249H263V251H262V256H263V258L262 257H258V256H261V254L260 255H257L258 254V252H257ZM15 250V249H14ZM72 250V249H71ZM140 250V251H139ZM182 250H183V253L184 254H182L181 252H182ZM187 251V250H189V252L187 251V253L185 252V251ZM197 250V256L195 255L194 256V254H193V252L194 251H196ZM228 250V251H227ZM249 250V251H248ZM11 249H5L4 250V252H2V253H4V254H2L1 252H0V264L3 262L4 263V260L6 261L7 259V261L8 262H15V261H17V259L16 260H14V258H18V260H20V259H23V257L25 256V255H27V257H28V255H29V253H28V251H26L27 253H24L23 252V250L21 251V254L19 253V255L18 256H16V255H13L12 253L14 252L13 250L11 251ZM177 251V252H176ZM230 251V252H229ZM240 251H242V253L240 252ZM252 251H253V253H252ZM256 251V254L254 253ZM7 252V253H6ZM23 252V253H22ZM85 251L84 250H82V252H81V254H79V256H76L75 255V253L73 254V256L68 260L67 259V262H66V260H64V258H65V256L63 257V255L59 252L58 254H59V256H57L56 257V264H63V262L65 261L66 262V264H73V262H74V264H85V255H86V253H84ZM176 252V253H175ZM179 252V253H178ZM228 252V253H227ZM249 252V253H248ZM9 253V254H8ZM189 253V254H188ZM190 253H192V254H190ZM202 253V254H201ZM241 253V255H240V257H239V254ZM23 254H25L24 256H22ZM163 254V255H162ZM176 254V255H175ZM200 256H199V255ZM247 254V255H246ZM10 255V256H9ZM64 255H66V253L64 254ZM81 255V256H80ZM184 255V258L182 257ZM218 255V256H217ZM2 256V257H1ZM4 256H6L5 258H4ZM74 256H76V257H74ZM151 256V257H150ZM173 256H175V257H173ZM179 256H181V258L179 257ZM186 256V257H185ZM191 256H194V257H191ZM255 256V257H254ZM256 256L259 258V261L257 260L258 258H256ZM63 257V258H62ZM74 257V258H73ZM79 257V258H78ZM153 257V258H152ZM164 257V258H163ZM178 257V258H177ZM224 257H225V259H224ZM228 257V258H227ZM4 258V259H3ZM12 258V259H11ZM26 257H24V259H25ZM62 258V259H61ZM66 258H67V255H66ZM65 258V259H66ZM97 258V257H96ZM96 258H89L88 259V263L89 264H97L98 263V261H99V258L97 259L98 261H96ZM167 260H166V259ZM174 258H175V261H174ZM189 258V259H188ZM191 258V259H190ZM240 258H242V259H240ZM243 258H247V259H249V260H245V259H243ZM254 258V259H253ZM10 259V260H9ZM74 259H77L78 260V262H77V260H74ZM80 259V260H79ZM95 259V260H94ZM144 259V258H143ZM143 259H140L141 261H143ZM169 259V260H168ZM182 260V261H180V260ZM215 259V260H214ZM229 259H231V260H229ZM262 259V260H261ZM57 260H58V262H57ZM63 260V261H62ZM71 260V261H70ZM72 260H73V262H72ZM84 261V262H82V261ZM176 260H178V261H180V262H178V261H176ZM205 259H203V261H204ZM218 260V261H217ZM223 260V261H222ZM242 260V261H241ZM246 261V263L244 262V261ZM253 260H255V261H253ZM261 260V261H260ZM7 261L4 263V264H6L7 263ZM61 261V262H60ZM90 261V262H89ZM144 261H145V259H144ZM206 261V260H205ZM227 261V262H226ZM232 261V262H231ZM256 261H258V262H256ZM262 261V262H263ZM65 262H64V264H65ZM82 262V263H81ZM175 262H177V263H175ZM2 263V264H3ZM154 263V264H155ZM169 264V263H168ZM239 264V263H238ZM262 264V263H261Z\"/></svg>",
    "mask_w": 264,
    "mask_h": 264
}]
</instances>
